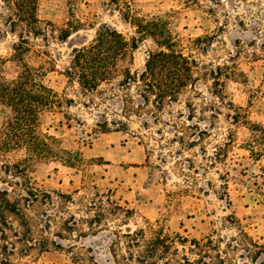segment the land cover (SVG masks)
Instances as JSON below:
<instances>
[{
  "label": "rangeland",
  "instance_id": "1",
  "mask_svg": "<svg viewBox=\"0 0 264 264\" xmlns=\"http://www.w3.org/2000/svg\"><path fill=\"white\" fill-rule=\"evenodd\" d=\"M127 7L138 16L164 17L177 49L197 64L194 89L162 109L144 104L135 85H118L120 75L88 92L64 74L73 48L88 44L101 24L128 41L136 36L123 19ZM37 13L50 24L48 35L28 37L24 60L64 103L41 113L35 129L58 151H78L80 159L71 166L59 156L26 161L22 146L0 153V188L11 198L25 194L15 165L23 167L30 186L51 194L52 204L35 203L28 214L36 235L60 245L16 260L138 264L127 260L122 234L144 228L149 237L148 226L157 224L170 237L212 238L223 263L210 251L207 264H264V253L252 260L243 248L250 240L264 243V151L255 156L249 146L251 125L264 127V0H39ZM9 14L0 0L2 57L14 52L20 31L11 32ZM65 30L70 34L62 39ZM154 49L151 39L139 41L117 73L124 67L139 73ZM5 68L8 78L18 71L11 63ZM10 115L0 104V130ZM107 197L121 209L112 210ZM72 220L77 226L69 230ZM176 246L181 257L182 245ZM189 246L185 253L194 259Z\"/></svg>",
  "mask_w": 264,
  "mask_h": 264
},
{
  "label": "trees",
  "instance_id": "2",
  "mask_svg": "<svg viewBox=\"0 0 264 264\" xmlns=\"http://www.w3.org/2000/svg\"><path fill=\"white\" fill-rule=\"evenodd\" d=\"M38 1L4 0L6 8L10 11L8 23L11 32H15L16 29L20 31L18 42L12 46L14 52L9 57L0 56V104L8 108L11 114L9 124L0 130V153L7 152L14 146H22L27 154L26 161L47 160L59 156L63 158V162L71 166L80 159L79 152L61 150L66 154L65 157H61V151L55 148L53 140L40 136L35 129V123L38 122L41 113L60 108L64 103V97L59 96L40 80V71L24 60L25 54L29 51L28 37L46 38L48 35L47 26L50 24L38 17ZM123 19L135 27L136 36L128 41L115 28L101 24L88 44L73 48L70 65L64 72L69 81L77 82L83 91L94 92L101 84L112 83L120 75L118 85L126 88L131 84L135 85L143 103L146 105L152 103L157 109L176 102L180 93L188 87L194 89L197 81L194 70L197 64L177 49L178 39L164 17L138 16L129 8L123 13ZM69 34L70 32L65 30L61 38L66 39ZM144 39H151L156 49L147 52L142 70L139 73H132L129 67H124L118 74L120 62L126 57L131 60V52L137 48L138 42ZM8 63L18 68L16 75L10 78L4 72ZM216 73L211 71L214 83L218 86L220 81ZM251 130L254 136L249 143V146H252L250 150L252 154L258 156L264 151V127L251 125ZM6 167L9 168V165ZM15 168L17 176L23 178L25 194L11 198L8 189L0 188V264H21L15 255L23 257L30 255L33 250L46 251L50 247H60L44 233L37 235L34 233L28 214L35 203L52 204L51 194L30 186L23 167L15 165ZM98 201L101 208L102 200ZM106 201L112 210L121 209L109 197ZM95 204L94 202L89 206ZM103 214L101 211L99 215ZM45 226L49 227V221L45 220ZM45 226L42 232L48 230ZM76 226V220L66 223L69 230ZM147 230L149 237H146L144 228L122 234L127 238L128 261L156 264L155 260L158 259L162 260V264H207L205 257H211L210 251H215L219 263H223L218 246L210 237L199 240L195 238L188 240L178 234L170 237L157 224L155 227L148 226ZM117 235L119 236L118 233ZM242 236L246 238L247 235L242 232ZM187 242L190 245L187 248L188 252L197 256L194 259H190L185 253ZM176 243L182 245L184 253L181 257L178 256L179 249ZM243 246L251 254L252 260L256 254L264 253V243L258 244L250 240Z\"/></svg>",
  "mask_w": 264,
  "mask_h": 264
}]
</instances>
